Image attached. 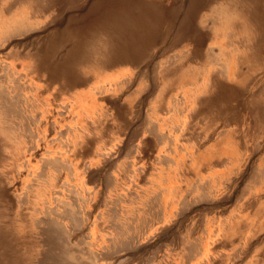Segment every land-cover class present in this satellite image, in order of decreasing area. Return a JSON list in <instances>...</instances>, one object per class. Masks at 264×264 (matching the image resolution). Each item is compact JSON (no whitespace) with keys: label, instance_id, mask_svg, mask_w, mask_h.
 Wrapping results in <instances>:
<instances>
[{"label":"rangeland","instance_id":"obj_1","mask_svg":"<svg viewBox=\"0 0 264 264\" xmlns=\"http://www.w3.org/2000/svg\"><path fill=\"white\" fill-rule=\"evenodd\" d=\"M159 57H209L203 118L236 128L202 148L218 172L177 176L146 155L149 112H174L187 80L155 74ZM126 67L128 89L94 106V125L52 104L63 77L107 73L119 91ZM3 124L0 264H264V0H0Z\"/></svg>","mask_w":264,"mask_h":264},{"label":"crops","instance_id":"obj_2","mask_svg":"<svg viewBox=\"0 0 264 264\" xmlns=\"http://www.w3.org/2000/svg\"><path fill=\"white\" fill-rule=\"evenodd\" d=\"M214 41L215 40H213V42ZM154 65L156 71L155 74L157 73V71L167 72V69L179 67L181 68L180 72L183 73V75H186L187 80L185 81L184 85H181L180 87L172 90L174 94L170 93V95H173V98H175L178 103V107L174 110V112L169 113L168 110H166V107L160 110L154 107L149 112L150 102L148 103L147 111L149 112V114L153 113V119L152 121L147 119V121L152 122L154 127L157 128V131L160 133V135H168L170 138V142L169 140L158 141L153 134L148 133V124L145 120V137L140 142L142 143L145 140H152L151 142H153H150L151 147H149V149L146 151V155L149 156V152H151L153 149L155 153L159 154L160 157L163 155L169 156L170 159L176 163V165H181V168L179 169L177 168V166L174 168L170 166L171 173H175L177 176L180 174L189 175L191 173H207L210 171L208 169L209 167L218 168L216 169V171L218 172L220 170V166L217 167L214 165H210L209 159L208 161H199L206 156V153L202 148H204V146L208 144L210 137L215 132H223L224 130L222 138H226L227 135V137L229 138V133H233L234 130L236 132V128L234 127L235 129L232 130L234 125L231 126L232 128H227L226 125H223L221 127V120L215 121L213 124H210V121L207 117L203 118V115L205 116L208 108L206 107L208 106L206 105L208 95L204 94V91L201 92L199 101L196 104L194 103L195 97L193 96L192 92L194 91V88H197L195 87L196 85L199 86V84L197 83V79H203V84L204 86H206L207 80H210L212 76L215 77L214 75L216 74V72L211 69L212 65H210L209 57H186L185 60L182 57H178L176 60L171 61H169L167 57H159ZM127 69L128 67L117 69L120 76H126V78L124 79L125 84L123 88H120L119 91L116 90V86H114V83H111L110 85L108 84L112 82L113 79H111V75L107 73H101L100 75L86 73L80 76H70L69 80H67L66 77H63V81L67 82L68 84H64L65 87H63V89L58 92V95L52 104H63L65 110L71 109L72 112H79L83 119L90 120L92 122V124L89 123V125H86L85 127L94 125L95 123L94 121H92V119L94 120L95 118L93 117L95 115L93 111L94 106L100 102L103 104V106H105V104L107 103L106 95L110 93L113 94L114 98L108 100L110 102H113L119 94L128 89L129 74ZM141 79L135 90H132V92L128 93L122 101H125L126 98L131 97V95L133 94L134 97L135 95L137 97L140 96L141 91H143V81ZM136 85L137 82L135 86ZM106 89H108V91H106ZM109 89L111 90L109 91ZM51 90H53V97L55 94V89L50 88L48 90V93H50ZM45 93H43V96L45 95ZM155 94L154 96H156ZM104 99L105 101L103 102ZM132 102L134 104V101ZM87 110L89 112H93V114L89 113ZM207 120L209 123L207 122ZM205 124L206 126H204ZM85 131L88 133V130L85 129ZM141 131L143 130H141V128L138 126L135 129L134 133L137 134ZM220 138L221 137H217L216 140L219 139V141L222 142V138ZM229 139L234 142L232 138ZM159 142L161 146L159 145ZM162 152H164V154H162ZM218 155H214V157L216 159L221 158L222 160L223 156L220 157ZM195 159L196 164H194ZM188 161H191L192 164L189 165ZM179 180L183 181V177H180Z\"/></svg>","mask_w":264,"mask_h":264},{"label":"bare ground","instance_id":"obj_3","mask_svg":"<svg viewBox=\"0 0 264 264\" xmlns=\"http://www.w3.org/2000/svg\"><path fill=\"white\" fill-rule=\"evenodd\" d=\"M222 55H220V57H221ZM223 67H224V70H227V66H225V64H223ZM226 74V73H225ZM228 76H229V74H227ZM176 77H177V79L180 81V73L179 74H177L176 75ZM230 78H231V75H230ZM202 91H204V94H207V92H208V90H206V88H205V86L203 87V89L202 90H196L195 91V95L196 96H199L200 95V92H202ZM211 93H209L208 95H210ZM210 97V96H209ZM197 98V97H196ZM6 100H8V99H6ZM8 103H9V100L7 101ZM210 103H211V100L208 98L207 100H206V105H208V106H206V107H211L210 106ZM28 104V103H27ZM1 105H3V104H1ZM3 106H5V105H3ZM6 108H7V106H6ZM207 108V109H208ZM10 110V112L11 113H13L12 115L10 114V113H5V115H4V118H8V119H10L11 117H17V118H19V115H18V111H20V110H15L14 108H10L9 109ZM205 113V112H204ZM206 114H207V111H206V113H205V116H206ZM22 115V114H21ZM204 116V115H203ZM6 123V122H5ZM7 124V123H6ZM6 124H3V125H0V134H2L3 132L6 134V130H7V127H6ZM9 128H11V125H7ZM207 155V154H206ZM57 159H59V158H57ZM51 160V159H50ZM58 163V162H57ZM212 163V162H211ZM51 164V163H50ZM56 164V163H55ZM171 165H176L175 163H174V161L172 162V164ZM176 167V166H175ZM172 168H174V167H172ZM43 169V168H42ZM41 170V169H40ZM43 171H44V169H43ZM42 171V172H43ZM53 221V220H52ZM51 222V221H50ZM48 223H49V221H48ZM54 222H52V224H53ZM233 223V222H232ZM47 227H49V226H47ZM65 259V258H64ZM254 260H256V257L252 260V262H254Z\"/></svg>","mask_w":264,"mask_h":264}]
</instances>
